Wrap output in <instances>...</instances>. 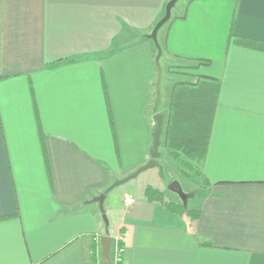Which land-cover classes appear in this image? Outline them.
Masks as SVG:
<instances>
[{"label":"crops","instance_id":"1","mask_svg":"<svg viewBox=\"0 0 264 264\" xmlns=\"http://www.w3.org/2000/svg\"><path fill=\"white\" fill-rule=\"evenodd\" d=\"M167 2L0 0V264H102L104 234L119 264H264V0L174 5L164 51L206 61L175 76L147 37ZM156 112L164 178L111 188L105 223L91 199L148 161ZM184 172L194 219L144 195L182 203Z\"/></svg>","mask_w":264,"mask_h":264},{"label":"water","instance_id":"2","mask_svg":"<svg viewBox=\"0 0 264 264\" xmlns=\"http://www.w3.org/2000/svg\"><path fill=\"white\" fill-rule=\"evenodd\" d=\"M178 0H168V2L165 5V10L163 16L157 21V23L154 25L152 28L151 32L147 34V37H151L153 40L155 39V33L156 30L165 22H167L171 16V9L175 5V3ZM154 121H155V126L153 130V141L152 145L150 148V158L148 161L140 166L138 169L133 171L132 173L126 175L125 177L121 179H116L111 185H109L103 192L99 193L98 195L94 196L91 201L97 202L99 205L100 212L102 213V217L107 223V218L105 214V209L103 206L104 198L106 196V193L113 188L114 186L121 184L128 179H131L138 175L141 171L148 169V168H157L158 172L161 176H163V167L159 161L160 158V151H159V146H160V135L162 132V125H163V115L159 112H156L154 115ZM167 188L175 192L179 198L181 199L182 203L186 204V201L188 199V194H186L180 183L177 180H172L168 183ZM111 243L112 239L111 236L108 234H104L100 237L99 239V245H100V258L102 261V264H112L111 256H110V250H111Z\"/></svg>","mask_w":264,"mask_h":264},{"label":"rangeland","instance_id":"3","mask_svg":"<svg viewBox=\"0 0 264 264\" xmlns=\"http://www.w3.org/2000/svg\"><path fill=\"white\" fill-rule=\"evenodd\" d=\"M183 0H178L177 3L175 4L174 8L173 9H177L181 3H182ZM165 24H162L157 30H156V33H155V39L153 40L151 37H149V39L152 41V44L153 46L156 48V61L159 65V67L161 68L162 70V73L163 74H167V73H171L172 75H174L173 73H177V74H180L178 73V70H180L182 72V70H186L188 68H192L194 63L193 61H190V60H186V59H180V58H177V57H174V56H171L169 55L168 53H166L163 49V36H164V29H165ZM151 32V31H150ZM149 34V33H148ZM176 75V74H175ZM174 75V76H175ZM173 76V77H174ZM179 77V76H178ZM157 173H158V178L162 181L163 178H164V175H165V172L163 171V176H161L158 172V169H157ZM183 174V173H182ZM181 174V175H182ZM184 177L188 178L187 175H182V178H180L182 180V184L184 186V189L183 191L186 193V194H189L190 192H194V191H190V188L188 187V184L187 182H184ZM192 182L195 184L198 182H195V178H192L191 179ZM132 181H138V180H132ZM178 181V180H177ZM125 185H127L126 183L125 184H120L118 186H115L111 192L114 194L115 198H116V203L118 204L120 202V197L122 196V193L119 192L121 191L122 187H124ZM196 186V185H195ZM117 187V188H116ZM190 191V192H188ZM175 193V192H174ZM176 194V193H175ZM177 195V194H176ZM106 218H107V221H108V217L106 215Z\"/></svg>","mask_w":264,"mask_h":264},{"label":"trees","instance_id":"4","mask_svg":"<svg viewBox=\"0 0 264 264\" xmlns=\"http://www.w3.org/2000/svg\"><path fill=\"white\" fill-rule=\"evenodd\" d=\"M153 49H154V52H155V59H156V48L153 47ZM195 61H196V63H195V65H193L194 67L198 66L199 64H202V63L206 62V61H202L200 59H195ZM156 65H158L157 61H156ZM158 67H159V65H158ZM179 165H180V168L183 170L184 165H183V163L181 161L179 162ZM183 174L187 175L185 172ZM193 194H194V192H190L188 194V196L190 197ZM144 195L146 196V198L148 200L159 201L160 203L163 204V206L168 211L174 212V213L179 214V215H186L190 219L196 218L198 213H199L198 210L189 208L184 203H180V202L177 203V202H174V201H171V200H165L163 193L160 190H158L157 188H154V187H152L150 185H147L145 187ZM118 244L122 245L121 240L118 241ZM91 259H92V264H96L98 256H97V253H96L95 244H93V246H92Z\"/></svg>","mask_w":264,"mask_h":264},{"label":"built area","instance_id":"5","mask_svg":"<svg viewBox=\"0 0 264 264\" xmlns=\"http://www.w3.org/2000/svg\"><path fill=\"white\" fill-rule=\"evenodd\" d=\"M126 203L132 202L131 198H125ZM120 240L119 237L115 236L114 241L115 245L113 247V254H112V264H119L122 260V255H123V247L122 245L118 244V241Z\"/></svg>","mask_w":264,"mask_h":264}]
</instances>
